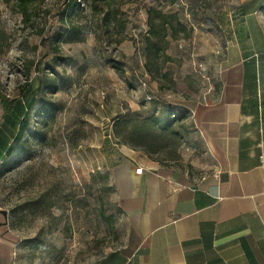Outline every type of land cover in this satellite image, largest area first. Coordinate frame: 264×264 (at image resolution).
Masks as SVG:
<instances>
[{
  "label": "rangeland",
  "instance_id": "obj_1",
  "mask_svg": "<svg viewBox=\"0 0 264 264\" xmlns=\"http://www.w3.org/2000/svg\"><path fill=\"white\" fill-rule=\"evenodd\" d=\"M241 2L39 0L24 19L16 0H0V140L9 144L29 121L12 156L0 144V243L11 264H106L119 253L124 225L110 170L126 155L172 174L207 168L191 108L219 84ZM152 8L176 15V38L155 18L165 40L148 44ZM131 102L144 108L140 118L173 126L147 138V151L132 153L112 134Z\"/></svg>",
  "mask_w": 264,
  "mask_h": 264
},
{
  "label": "crops",
  "instance_id": "obj_2",
  "mask_svg": "<svg viewBox=\"0 0 264 264\" xmlns=\"http://www.w3.org/2000/svg\"><path fill=\"white\" fill-rule=\"evenodd\" d=\"M234 18L219 84L191 108L210 164L172 174L126 155L113 166L124 244L106 264H264V0H242Z\"/></svg>",
  "mask_w": 264,
  "mask_h": 264
},
{
  "label": "trees",
  "instance_id": "obj_3",
  "mask_svg": "<svg viewBox=\"0 0 264 264\" xmlns=\"http://www.w3.org/2000/svg\"><path fill=\"white\" fill-rule=\"evenodd\" d=\"M39 0H16L17 7L19 10V13L22 14L24 19H27L29 17L31 7ZM73 6H76L77 0H71ZM149 14V27H150V37L148 39V44L151 45L152 39H163L165 40V36L158 29H155L154 25V19L159 18L162 20L161 22V28H165L166 25L170 27L172 30V38H176L178 31L174 26V21L176 20V15H164L161 11L152 8L148 12ZM169 19V20H167ZM179 26L182 27L181 23H179ZM183 28V33H186V30ZM61 34L59 32H56L54 34L55 41H58ZM55 57H54V64L58 65L60 61L63 60V58L59 57V49L58 47H54ZM166 60H171L170 57H166ZM146 68L150 74H152V68L151 64L149 63V56L148 61L146 62ZM51 105V104H50ZM54 106V105H53ZM132 114V115H131ZM52 115H54V112H52ZM134 116V117H133ZM132 117V118H131ZM29 121L23 118L22 123L20 124V128L18 133L15 135L13 140L10 141V143H6L5 141L0 140V144L2 149L4 150V155L12 156L13 153L16 152V148L20 147V142H22V139L24 138V135L27 133V129L29 126ZM172 123L169 120H163L159 119L155 115H151L149 117L140 118L135 113H128V116H118L113 121V136L116 141L119 142V144L126 146L134 151L137 150H143L147 151L149 148V143L145 142L147 138L149 139V142L151 139L156 138V134L159 131H167L172 130ZM151 143V142H150Z\"/></svg>",
  "mask_w": 264,
  "mask_h": 264
},
{
  "label": "built area",
  "instance_id": "obj_4",
  "mask_svg": "<svg viewBox=\"0 0 264 264\" xmlns=\"http://www.w3.org/2000/svg\"><path fill=\"white\" fill-rule=\"evenodd\" d=\"M142 87L144 88V89H146V83H142ZM147 100L148 101H151L152 100V98L150 97V96H147ZM142 168L141 167H138V169H137V172L138 173H142Z\"/></svg>",
  "mask_w": 264,
  "mask_h": 264
}]
</instances>
